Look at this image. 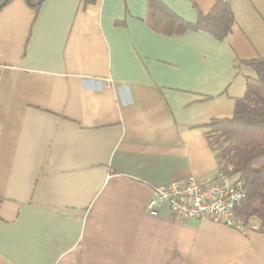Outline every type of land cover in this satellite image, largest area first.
Instances as JSON below:
<instances>
[{
    "label": "crops",
    "instance_id": "obj_1",
    "mask_svg": "<svg viewBox=\"0 0 264 264\" xmlns=\"http://www.w3.org/2000/svg\"><path fill=\"white\" fill-rule=\"evenodd\" d=\"M159 1L195 22L216 0ZM225 2L220 40L157 30L147 0L0 7V264H264L263 231L143 209L215 175L204 124L264 58V0Z\"/></svg>",
    "mask_w": 264,
    "mask_h": 264
},
{
    "label": "trees",
    "instance_id": "obj_2",
    "mask_svg": "<svg viewBox=\"0 0 264 264\" xmlns=\"http://www.w3.org/2000/svg\"><path fill=\"white\" fill-rule=\"evenodd\" d=\"M41 1L27 0V3L38 8ZM214 2L206 15L198 14L195 22H187L159 0H147L146 18L151 26L167 35L199 30L220 40L230 31L233 15L225 0ZM243 63L253 74L244 77L245 91L235 100L233 114L211 119L204 125L208 128L206 137L216 156L218 170L243 183L245 198L236 205V216L246 222L250 217L256 218V230L264 232V58Z\"/></svg>",
    "mask_w": 264,
    "mask_h": 264
},
{
    "label": "built area",
    "instance_id": "obj_3",
    "mask_svg": "<svg viewBox=\"0 0 264 264\" xmlns=\"http://www.w3.org/2000/svg\"><path fill=\"white\" fill-rule=\"evenodd\" d=\"M244 191L239 178L218 170L209 180L189 176L154 186L152 198L143 209L155 215L157 206L166 203L175 219H205L244 233L250 228L257 229L236 216L235 207L245 198Z\"/></svg>",
    "mask_w": 264,
    "mask_h": 264
},
{
    "label": "rangeland",
    "instance_id": "obj_4",
    "mask_svg": "<svg viewBox=\"0 0 264 264\" xmlns=\"http://www.w3.org/2000/svg\"><path fill=\"white\" fill-rule=\"evenodd\" d=\"M249 222L253 225L254 223H257L258 221H257L256 218H254V217H250Z\"/></svg>",
    "mask_w": 264,
    "mask_h": 264
},
{
    "label": "water",
    "instance_id": "obj_5",
    "mask_svg": "<svg viewBox=\"0 0 264 264\" xmlns=\"http://www.w3.org/2000/svg\"><path fill=\"white\" fill-rule=\"evenodd\" d=\"M6 1H7V0H3L2 2H0V7H1L2 5H4V4L6 3Z\"/></svg>",
    "mask_w": 264,
    "mask_h": 264
}]
</instances>
